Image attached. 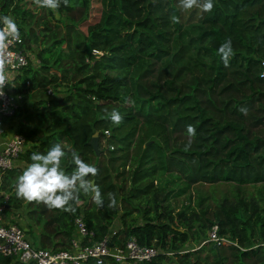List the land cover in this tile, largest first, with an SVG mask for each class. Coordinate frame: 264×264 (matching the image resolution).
Masks as SVG:
<instances>
[{
  "label": "trees",
  "instance_id": "1",
  "mask_svg": "<svg viewBox=\"0 0 264 264\" xmlns=\"http://www.w3.org/2000/svg\"><path fill=\"white\" fill-rule=\"evenodd\" d=\"M92 1L35 11L27 0H0V17L14 19L25 43L43 44L33 52L38 64L6 88L22 97L38 89L43 97L19 102L26 113L12 130L28 146L24 167L2 174L5 211L23 212L30 241L51 251L69 246L82 212L95 240L115 226L117 245L133 236L157 247L147 264H264V0H213L210 13L182 10L179 0H95V16ZM228 39L234 55L225 67L218 49ZM113 110L123 117L119 125ZM188 125L196 129L190 148ZM93 132L97 153L88 144ZM58 142L98 169L89 179L102 206L83 192L75 214L17 198L16 178L32 153L46 154ZM61 166L74 171L70 154ZM221 181L231 188L218 198L188 192L192 184ZM185 193L187 202L174 207L173 197ZM16 223L27 231L22 219ZM213 225L224 239L217 249L208 239ZM0 264L32 263L0 255Z\"/></svg>",
  "mask_w": 264,
  "mask_h": 264
},
{
  "label": "built area",
  "instance_id": "2",
  "mask_svg": "<svg viewBox=\"0 0 264 264\" xmlns=\"http://www.w3.org/2000/svg\"><path fill=\"white\" fill-rule=\"evenodd\" d=\"M2 27L3 24H0V28ZM4 57L7 60V85L3 95H0V183L5 171L24 167L21 154L28 146L25 137L16 130H11L9 135H2L5 120L14 115L22 97L21 93L11 94L6 88L16 86L28 64H38L37 57L26 47L21 35L19 41L8 42ZM24 84L29 85L27 78L24 79ZM44 91L51 94L52 88L45 86ZM7 196V190L0 189V255L7 256L10 260L32 264H80L92 259L95 264H103L104 261L115 264H147L160 251L153 245L139 244L133 236L117 245L111 240L116 229L114 226L101 239L95 240L93 231L85 226L82 212L73 219V233L66 249L51 251L41 248L30 241L22 227L6 217L4 203ZM215 229L216 226L213 225L208 232V239L218 244L224 239L216 235Z\"/></svg>",
  "mask_w": 264,
  "mask_h": 264
},
{
  "label": "clouds",
  "instance_id": "3",
  "mask_svg": "<svg viewBox=\"0 0 264 264\" xmlns=\"http://www.w3.org/2000/svg\"><path fill=\"white\" fill-rule=\"evenodd\" d=\"M33 2L38 7L53 11L59 9L61 3L65 6H72L69 4V0H33ZM179 4L185 11L200 9L205 13H210L214 9L213 0H179ZM171 20L173 23L179 22V18L176 16H172ZM0 24L4 26L0 28V95H3L7 85V60L4 57V51L10 40H20V32L11 16L0 17ZM218 54L221 56L224 66L227 67L230 58L234 55L231 39L220 45ZM239 111L244 115L248 114L246 107H241ZM110 119L114 124L119 125L123 117L118 111L113 110ZM187 132L190 139L186 148H190L191 138L195 137L196 129L192 125H188ZM69 154L71 163L75 165L71 174H67L61 166L62 161ZM30 159L32 162L16 178L17 198L29 203H42L49 210H61L71 214L76 212L73 205L79 201L81 192L85 195L91 193L93 202L97 206L103 205L99 186L89 179V177L97 175L98 169L82 160L74 149L65 150L58 142L46 154L32 153ZM108 199V207L115 208L118 203L115 194L109 193Z\"/></svg>",
  "mask_w": 264,
  "mask_h": 264
},
{
  "label": "rangeland",
  "instance_id": "4",
  "mask_svg": "<svg viewBox=\"0 0 264 264\" xmlns=\"http://www.w3.org/2000/svg\"><path fill=\"white\" fill-rule=\"evenodd\" d=\"M92 5L94 7L91 10L92 11L91 14L93 16H95L96 13H97L96 12V8H95L97 6V3H96L95 0L92 1ZM26 6L29 7V8H31L32 10L38 11V9H36V8H38V6L33 2V0H27ZM40 11H42V9H40ZM54 16L56 18H58V16L56 14ZM50 22L53 23L55 21L54 20H51ZM35 27H36V25H35ZM33 41L34 40H29L28 42L26 41V47L30 51L35 52L37 50V46L38 47H41L43 44H39V43L35 44V42H33ZM53 89H54V91L56 93H59V87H56V88H53ZM33 92L38 93L35 96H32L33 97V100H37V98L40 99L39 98L40 96L43 97L42 90H39V92H38V89H33L31 93H33ZM28 112L31 113L30 110ZM25 113H26V109L17 110L16 113H15V115L12 116V117H10L9 119H11V121H15L17 119V115L19 116L20 114H25ZM162 176H163L164 179H167V178L169 179L170 178L169 174H163ZM179 183H181V181H179L178 184ZM172 186L175 187L176 185L174 184ZM229 188H231V185L228 182H222L221 181V182H217L215 184H210V183L203 182V183H196V184L190 185L188 192L190 193V191H191L192 192V194H191L192 196H196L197 195V191H199L202 194L206 193L208 196H211V197L215 196L216 198H218V197H220L222 195V193L225 190H227ZM248 188L250 190H252V191H255L254 190V187L252 185H249ZM187 193H185L184 195H179V196L173 197V200H172L173 206L174 207H177V206L181 207V204L186 203L187 202ZM209 201H211V200H209ZM23 214L24 213L22 212V214L20 216L19 214L16 213L17 217H20V219H22L24 221L23 226L27 229V231H26L27 235L30 236V233L28 232L27 224H26V222L24 220ZM138 220H140V219L138 218ZM19 221H21V220H19ZM114 223H115V225H119V220L116 218L114 220ZM202 243H203V241H201L199 245H201ZM186 245H187L188 248H190L191 246H193L190 243H187ZM199 245H197L196 247H198ZM168 264H173V262H169Z\"/></svg>",
  "mask_w": 264,
  "mask_h": 264
},
{
  "label": "crops",
  "instance_id": "5",
  "mask_svg": "<svg viewBox=\"0 0 264 264\" xmlns=\"http://www.w3.org/2000/svg\"><path fill=\"white\" fill-rule=\"evenodd\" d=\"M31 92L32 91L28 92L26 95H23V97L21 98L22 103L27 104L29 101L33 100L32 96H35L36 94H38L36 92H33V93H31ZM16 122H17V119L15 121H11V119H6L4 124H3L2 135L3 136L9 135L10 131L16 127ZM5 215L8 218V220L13 221L15 223L19 222V220H21L20 217H17L16 214H14L8 210L5 211Z\"/></svg>",
  "mask_w": 264,
  "mask_h": 264
},
{
  "label": "water",
  "instance_id": "6",
  "mask_svg": "<svg viewBox=\"0 0 264 264\" xmlns=\"http://www.w3.org/2000/svg\"><path fill=\"white\" fill-rule=\"evenodd\" d=\"M88 144L91 145L93 151L95 153L98 152V147H97V132H93L92 135L90 136L89 140H88ZM6 206V205H5ZM213 247L215 249H217V244L214 243L213 244Z\"/></svg>",
  "mask_w": 264,
  "mask_h": 264
}]
</instances>
